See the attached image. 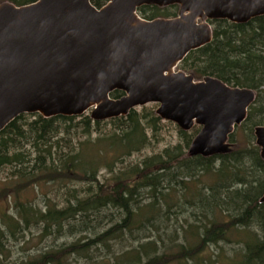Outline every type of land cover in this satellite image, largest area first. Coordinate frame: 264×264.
<instances>
[{
    "label": "trees",
    "instance_id": "16d2710c",
    "mask_svg": "<svg viewBox=\"0 0 264 264\" xmlns=\"http://www.w3.org/2000/svg\"><path fill=\"white\" fill-rule=\"evenodd\" d=\"M3 1L19 6L35 0H0V3ZM89 1L98 8L108 0ZM177 10V5L164 8L142 6L137 12L141 18L151 20L173 17ZM209 24L211 42L190 51L177 69L192 74L196 80L211 76L228 85L255 91V99L245 120L228 137L229 142H235L234 134L241 128L245 144L231 143L232 150L225 155L187 157L185 150L200 128L194 126L190 131L177 130L180 142L176 145L166 147L140 163L124 166V159L158 141L163 121L150 107L134 108L125 116L103 121H92L87 114L49 118L39 114H20L0 131V168H8L9 180L3 187L5 193L13 191L17 195L20 189L30 185L35 187L40 181L62 186L86 182L88 193L78 196L76 189H68L64 195V207L58 208L47 202V209L43 212L27 200L13 199L15 214L0 213V256L4 237L5 240L7 236L15 237L5 235L6 224L12 226L10 232H13L21 222H29V213L34 223L43 224L44 231L54 226L57 232L66 224L69 231L77 226L83 227L88 214L98 213L105 207L121 213L120 221L88 243H74L23 263L61 264L64 257L85 252L90 246L129 230L133 222L140 226L144 222L150 223V217L136 219L144 210L158 209L163 215L170 206L162 190L169 189L177 177H183L201 184L195 189V203L186 199L187 204L198 206L202 215L213 209L231 213L225 221L208 220V225H200L202 231H198V227L195 232L190 230L200 236L198 243L182 248L175 258L192 259L208 243L227 242L226 235L230 230L253 226L255 231L243 243L241 260L245 264H264V205L259 203L264 192V159L259 156L253 136V128L264 125V15L244 24L227 20H210ZM121 95L119 91L110 93L112 98ZM103 126L108 130L103 131ZM117 163L122 167L115 171ZM100 168H105L109 175L102 181L97 177ZM189 181H181L184 189H190ZM142 192L151 201L140 207L137 198ZM157 195L164 199V204L158 201ZM9 208L13 206L9 205ZM171 258L164 255L152 257L142 264H167Z\"/></svg>",
    "mask_w": 264,
    "mask_h": 264
},
{
    "label": "water",
    "instance_id": "95a60500",
    "mask_svg": "<svg viewBox=\"0 0 264 264\" xmlns=\"http://www.w3.org/2000/svg\"><path fill=\"white\" fill-rule=\"evenodd\" d=\"M177 5L173 17L139 16L142 6ZM264 15V0H35L0 3V131L20 114L92 121L156 105L181 131L200 127L187 157L231 152L228 137L246 118L255 91L177 69L212 40L210 20L244 24ZM119 91L118 98L110 93ZM264 159V125L253 128ZM264 205V192L259 198Z\"/></svg>",
    "mask_w": 264,
    "mask_h": 264
},
{
    "label": "rangeland",
    "instance_id": "374dc122",
    "mask_svg": "<svg viewBox=\"0 0 264 264\" xmlns=\"http://www.w3.org/2000/svg\"><path fill=\"white\" fill-rule=\"evenodd\" d=\"M146 106L150 107L153 112L156 109L154 104H147ZM85 114L89 115V111ZM162 123L163 127L159 132L158 141L139 152L133 153L129 158L124 159L122 165L140 163L143 159L158 154L164 148L172 147L180 142L177 132L179 128L173 123L168 124L164 121ZM107 130V126H103V131ZM243 135L242 129L238 128L234 134L235 142L229 143L245 144L246 140ZM186 152L187 150H185V156ZM121 167V164L117 163L114 169L116 171ZM97 177L100 181L108 178L107 170L100 168ZM7 181H9L8 168H0V188H2L0 189V213L6 211L15 214L13 212L15 209L13 199L27 200L38 211L43 212L47 209V202L56 204L58 208L64 207V195L68 189H76L78 196H85L88 193L85 190L88 187L86 182H72L62 186L59 183L40 181L35 187L30 185L20 189L15 195L13 191L5 193L3 187L8 184ZM181 181L189 180L177 177L176 182L172 181L170 183L169 189L162 190V194L167 195L165 201L170 206L163 215L158 209L154 211L144 210L136 219L145 220L146 217H150V223L144 222L140 226L137 222H133L129 230L126 229L115 237L90 246L85 252L68 255L61 260V264H142L149 258L162 255L165 257L172 256L171 261L167 264H245L241 260V254L244 250L243 243L255 231L253 226L230 230L226 235L227 242L208 243L192 259L175 258L182 248H190L198 243L200 236L193 234L190 230L195 232L196 227H198V231H202L200 225H208V220L225 221L228 220V215L231 213L213 209L212 211L206 210V213L203 212L204 215H202V211L198 206L186 203V199H191L195 203V189H198L201 184H196L194 180L190 179L188 182L190 189H184ZM163 185L167 187L166 184ZM157 198L161 204H164V199H159V195H157ZM137 199V204L140 207L151 201L147 198L145 192L140 193ZM9 205H12L13 208L10 209ZM162 208H165L164 205H162ZM28 217L29 222L27 224L21 222L19 226L13 229V232H10L12 226L6 224L8 230H5V235H15V237L7 236V240L4 237L2 241L4 249L2 250L3 254L0 256V264H23L45 252H54L74 243H88L95 239L98 234L109 229L118 220L120 221L122 215L117 209L105 207L98 213L88 214L84 218L86 222L83 227L77 226L76 229L69 231L66 224L59 232L56 231L54 226L44 231L41 222L34 223V218L30 213ZM149 242L152 244H146Z\"/></svg>",
    "mask_w": 264,
    "mask_h": 264
},
{
    "label": "bare ground",
    "instance_id": "6f19581e",
    "mask_svg": "<svg viewBox=\"0 0 264 264\" xmlns=\"http://www.w3.org/2000/svg\"><path fill=\"white\" fill-rule=\"evenodd\" d=\"M196 50V49H195Z\"/></svg>",
    "mask_w": 264,
    "mask_h": 264
}]
</instances>
